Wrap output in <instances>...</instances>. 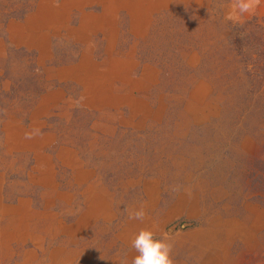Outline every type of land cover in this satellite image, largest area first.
I'll list each match as a JSON object with an SVG mask.
<instances>
[{"label": "rangeland", "instance_id": "374dc122", "mask_svg": "<svg viewBox=\"0 0 264 264\" xmlns=\"http://www.w3.org/2000/svg\"><path fill=\"white\" fill-rule=\"evenodd\" d=\"M230 2L0 0V264H132L142 228L174 264H264V94Z\"/></svg>", "mask_w": 264, "mask_h": 264}, {"label": "clouds", "instance_id": "9594fccd", "mask_svg": "<svg viewBox=\"0 0 264 264\" xmlns=\"http://www.w3.org/2000/svg\"><path fill=\"white\" fill-rule=\"evenodd\" d=\"M262 0H231L224 13L226 22L238 23L243 17L254 15L261 6ZM225 8V5H218ZM35 134H39L37 129L35 133H26L25 137L31 139ZM178 191V189H173ZM148 218V213L144 203H141L137 209L128 214L129 220H136L143 223ZM174 241L168 235L157 238L156 233L150 228H142L131 239L130 248L137 255L133 258L132 264H174L173 250Z\"/></svg>", "mask_w": 264, "mask_h": 264}, {"label": "trees", "instance_id": "16d2710c", "mask_svg": "<svg viewBox=\"0 0 264 264\" xmlns=\"http://www.w3.org/2000/svg\"><path fill=\"white\" fill-rule=\"evenodd\" d=\"M229 47L241 62V73L246 77L248 92L264 94V37L255 19L234 24ZM232 43V44H231Z\"/></svg>", "mask_w": 264, "mask_h": 264}]
</instances>
